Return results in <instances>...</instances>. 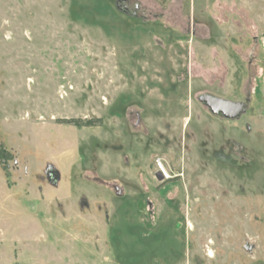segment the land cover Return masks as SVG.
<instances>
[{
	"label": "rangeland",
	"instance_id": "obj_1",
	"mask_svg": "<svg viewBox=\"0 0 264 264\" xmlns=\"http://www.w3.org/2000/svg\"><path fill=\"white\" fill-rule=\"evenodd\" d=\"M263 66L264 0H0V264H264Z\"/></svg>",
	"mask_w": 264,
	"mask_h": 264
},
{
	"label": "water",
	"instance_id": "obj_2",
	"mask_svg": "<svg viewBox=\"0 0 264 264\" xmlns=\"http://www.w3.org/2000/svg\"><path fill=\"white\" fill-rule=\"evenodd\" d=\"M200 100L214 115H222L227 119H236L245 110V105L243 103H236L211 95H204Z\"/></svg>",
	"mask_w": 264,
	"mask_h": 264
},
{
	"label": "trees",
	"instance_id": "obj_3",
	"mask_svg": "<svg viewBox=\"0 0 264 264\" xmlns=\"http://www.w3.org/2000/svg\"><path fill=\"white\" fill-rule=\"evenodd\" d=\"M97 122H100V121H97ZM70 123L75 125L76 127H83V126L94 127V126H97L95 124V122H93V121H88V122L83 123L81 120H71Z\"/></svg>",
	"mask_w": 264,
	"mask_h": 264
},
{
	"label": "crops",
	"instance_id": "obj_4",
	"mask_svg": "<svg viewBox=\"0 0 264 264\" xmlns=\"http://www.w3.org/2000/svg\"><path fill=\"white\" fill-rule=\"evenodd\" d=\"M262 75H263V86H264V66H263Z\"/></svg>",
	"mask_w": 264,
	"mask_h": 264
}]
</instances>
